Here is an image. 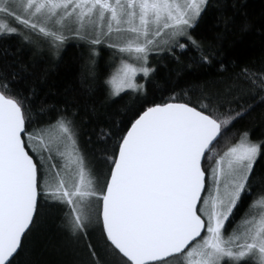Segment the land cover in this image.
Returning a JSON list of instances; mask_svg holds the SVG:
<instances>
[{
    "label": "snow or ice",
    "instance_id": "obj_1",
    "mask_svg": "<svg viewBox=\"0 0 264 264\" xmlns=\"http://www.w3.org/2000/svg\"><path fill=\"white\" fill-rule=\"evenodd\" d=\"M257 24L240 0H0V264L51 230L66 264H264V58L224 45ZM70 39L83 87L49 103L39 60Z\"/></svg>",
    "mask_w": 264,
    "mask_h": 264
},
{
    "label": "trees",
    "instance_id": "obj_2",
    "mask_svg": "<svg viewBox=\"0 0 264 264\" xmlns=\"http://www.w3.org/2000/svg\"><path fill=\"white\" fill-rule=\"evenodd\" d=\"M246 4V11L249 18L253 21H259L264 16V0H240ZM212 21L209 20L208 23ZM259 25H255L246 35L240 31H233L224 41L225 49L231 50L234 57H239L241 62L259 61L264 58V35L260 33ZM11 43V41H10ZM103 49V47H102ZM81 49L77 46V41L68 40L65 47L61 50L59 57H49L44 55L39 60V69L46 72V78L40 83V95L45 96L49 103L57 101L63 102L65 98H70L73 90L79 92L82 85V74L85 69L80 56ZM31 53L25 56V59L31 58ZM109 50L103 49L97 57V70L103 72L109 61ZM155 59V57L153 58ZM166 69H161V73ZM104 77L101 75V80ZM261 110L257 109L253 117L259 118ZM252 118H246L242 123H248ZM254 122V121H253ZM261 129L257 128L254 135L258 136ZM45 240H56L54 230L46 233H38L35 237L33 258L38 264H66V257L62 252L50 244L45 246Z\"/></svg>",
    "mask_w": 264,
    "mask_h": 264
},
{
    "label": "rangeland",
    "instance_id": "obj_3",
    "mask_svg": "<svg viewBox=\"0 0 264 264\" xmlns=\"http://www.w3.org/2000/svg\"><path fill=\"white\" fill-rule=\"evenodd\" d=\"M101 47H103V46H101ZM109 54H110V56H111V52H110V50H109ZM110 56H109V59H110Z\"/></svg>",
    "mask_w": 264,
    "mask_h": 264
}]
</instances>
